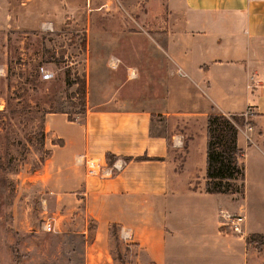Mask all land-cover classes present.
<instances>
[{
	"label": "crops",
	"instance_id": "crops-1",
	"mask_svg": "<svg viewBox=\"0 0 264 264\" xmlns=\"http://www.w3.org/2000/svg\"><path fill=\"white\" fill-rule=\"evenodd\" d=\"M136 18L145 45L133 46L136 63L125 65L123 80L97 74L79 119L44 115L50 154L36 176L55 197L72 198L98 230L127 229L134 257L147 264H173L181 243H191L190 258L199 242L209 244L207 264H264V245L245 240L264 233V0H144ZM245 111L252 124L236 134L243 191L230 211L210 199L225 194L204 191L205 117ZM158 118L166 128L155 132ZM81 155L126 164L111 177H88ZM219 210L243 216L241 234L228 232Z\"/></svg>",
	"mask_w": 264,
	"mask_h": 264
},
{
	"label": "rangeland",
	"instance_id": "rangeland-1",
	"mask_svg": "<svg viewBox=\"0 0 264 264\" xmlns=\"http://www.w3.org/2000/svg\"><path fill=\"white\" fill-rule=\"evenodd\" d=\"M143 11L144 0H0V264H147L134 257L132 237L113 224L98 230L72 198L55 197L35 173L46 149L39 134L44 115L79 119L97 74L123 80L125 65L136 63L133 46L145 45L135 33H143L136 18ZM157 120L155 132L165 130ZM230 188L210 199L234 211L239 181ZM46 221L52 229L42 228ZM190 245L178 246L182 258L173 264L209 262V244H195L189 258Z\"/></svg>",
	"mask_w": 264,
	"mask_h": 264
},
{
	"label": "trees",
	"instance_id": "trees-1",
	"mask_svg": "<svg viewBox=\"0 0 264 264\" xmlns=\"http://www.w3.org/2000/svg\"><path fill=\"white\" fill-rule=\"evenodd\" d=\"M70 120V119H69ZM251 125V121L245 119L243 113L222 114L210 112L205 117V170L204 191L206 193L227 194L232 192V181L238 180L240 192L243 191L244 165L242 151L236 145L238 129ZM40 139L43 145L44 131L43 120L40 126ZM52 143L60 144V140H52ZM50 151L44 149V156L39 159V166L48 157ZM146 157H135L137 160ZM111 158L106 155V164L111 163ZM246 243L253 242L257 247L264 245V233H251L245 237Z\"/></svg>",
	"mask_w": 264,
	"mask_h": 264
},
{
	"label": "built area",
	"instance_id": "built-area-1",
	"mask_svg": "<svg viewBox=\"0 0 264 264\" xmlns=\"http://www.w3.org/2000/svg\"><path fill=\"white\" fill-rule=\"evenodd\" d=\"M48 75L45 74L44 77ZM245 116V114H243ZM84 169V174L88 177L108 178L119 172L126 164L123 158H115L110 164H103L97 159L81 155L79 156ZM218 217L224 225L236 233L242 232L243 216L239 213H231L225 210L218 211ZM42 228L45 230L52 229V224L49 221L44 222ZM123 238H130L131 233L127 229H120Z\"/></svg>",
	"mask_w": 264,
	"mask_h": 264
}]
</instances>
